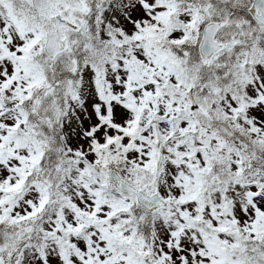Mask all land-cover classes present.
<instances>
[{
  "label": "snow or ice",
  "instance_id": "6c2138e0",
  "mask_svg": "<svg viewBox=\"0 0 264 264\" xmlns=\"http://www.w3.org/2000/svg\"><path fill=\"white\" fill-rule=\"evenodd\" d=\"M0 264H264V0H0Z\"/></svg>",
  "mask_w": 264,
  "mask_h": 264
}]
</instances>
